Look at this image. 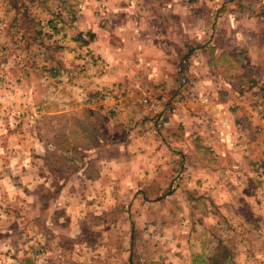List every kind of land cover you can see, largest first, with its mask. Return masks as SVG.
Masks as SVG:
<instances>
[{"label":"rangeland","instance_id":"374dc122","mask_svg":"<svg viewBox=\"0 0 264 264\" xmlns=\"http://www.w3.org/2000/svg\"><path fill=\"white\" fill-rule=\"evenodd\" d=\"M26 1H34L40 9L21 12L25 18L19 21L21 29L29 39L13 46V38L5 37L3 44L6 51L2 47L0 49V264H178L180 249L184 256L199 255V252L204 256L211 251L213 253L218 245L228 252L229 264H264V0H180L197 10L198 15L199 10L203 12L196 25L193 19L186 24L206 30L205 35L195 36V40L190 41V47L184 48L183 52L195 48L197 55L203 51L204 58L210 48L212 67L195 71H189L188 66L187 70L182 69L180 85L168 87L166 91L165 105L172 110L178 104L188 103L181 109L190 106L193 115L202 117L204 126L209 127L206 131L209 136L205 139L207 142L214 141L211 144L220 152L223 163L214 167L218 169L217 173L230 174L235 179L245 174L246 178L242 182L243 188L238 189L242 188L241 192L234 194L229 190L232 194L230 202L217 208V205L220 206L218 200L211 211L214 223L208 228L200 227L191 241L190 223L196 218L203 220L205 209L202 217H195L194 211L188 210L189 198L173 193L178 189L175 182H166L161 186L159 179H154L148 187L140 189L134 186V181L120 180V173L131 175L135 168H141L142 163L139 159L130 158L126 148L118 152L103 148L105 134L113 127L108 122V116L98 112L91 116L83 107L58 115H41L38 111L44 108L41 103L34 99L25 101L23 95L31 86L30 90L37 97L47 89L58 93L65 90L72 97V87L80 96V92L84 91L80 65L98 66L102 69L99 72L105 69L99 58L91 56L87 49L82 51V45L89 40L87 34L72 29L80 12V0H44V6L42 0ZM109 9L106 0H100L94 10L101 26H104ZM39 12L51 15L54 20L51 21L52 27L46 28V31L38 25L40 33L36 34L34 22L28 21L27 17ZM170 19L169 23L174 22L173 25L179 20L176 16ZM163 23L167 22L161 20L150 28L171 37L162 28ZM44 32L47 36L41 37ZM178 38L180 43L174 42L177 48L184 39ZM195 51L185 59L182 54L187 65L189 57L196 55ZM63 54L69 57L65 59ZM62 57L63 60H60ZM68 58H76L78 63L74 68L61 72L56 62L69 61ZM43 60L46 63L52 61L53 71L41 68ZM27 67L28 71L32 70L33 77L29 78ZM23 71L28 75L26 79ZM208 74L216 77L213 85L188 79V75L207 77ZM62 76L68 88L56 79ZM48 83H51L50 87ZM121 92L118 86H114L101 90L104 98L99 97L100 93H85L83 102L96 104V110L108 113L112 118L116 110L111 111L108 107L117 109V102L114 100L113 104H107L106 98L113 93L115 98ZM21 97L23 101L19 99ZM204 97L205 100L202 99ZM98 99L104 100L100 102ZM64 100L63 104H73L71 99ZM257 107L261 109V117ZM50 109L60 110L61 106L52 103ZM13 110H21L23 115L17 118L15 128L3 131L1 123L12 116ZM220 112L236 116L234 126L237 131L228 135L219 134L217 129L221 123L217 120L219 114H223ZM240 116H244L243 123L239 121ZM86 117L94 124L95 135L100 139L99 145L102 144L96 150L97 146L82 145L90 142L80 132V124H86ZM179 120L185 124L183 118ZM189 120L192 119L187 120L188 125L192 123ZM91 124H87L90 129ZM129 129L131 132H128ZM71 132L74 137H70ZM151 134L154 138L149 140ZM224 135L228 136V140L223 138ZM122 136L127 141L133 140V137L147 140L146 144L153 143L154 146L159 142L156 134L147 133L146 126L141 124L135 128L125 125L113 140L119 143L118 139ZM56 139L60 143L67 139L69 150L50 148L53 146L50 141ZM146 149L144 146L141 150L152 154L141 152L142 156L157 154L156 150ZM186 154L182 151L180 156L185 159ZM193 155L195 158L206 157L202 150H197L198 156ZM180 156L176 159H183ZM98 158L103 161L101 166ZM253 158L261 160L258 165L250 164ZM104 160L119 164L124 160V163L120 167L113 163L108 166ZM153 162L149 166L150 173L154 175L158 172ZM107 166L111 173H104L100 181L98 178L93 180L98 169L104 171ZM77 167L78 173L73 174ZM186 170L187 167L182 165L179 172L186 174ZM200 173H204L203 170L198 171ZM229 187L234 189L233 184ZM181 203L185 205L184 209H179ZM180 210L190 213L182 217ZM181 221L186 222L183 229L179 225ZM195 237L198 242L207 243H194Z\"/></svg>","mask_w":264,"mask_h":264},{"label":"crops","instance_id":"0c3cea01","mask_svg":"<svg viewBox=\"0 0 264 264\" xmlns=\"http://www.w3.org/2000/svg\"><path fill=\"white\" fill-rule=\"evenodd\" d=\"M43 1L44 0L41 1L42 5L44 4L42 3ZM99 2L100 0H80V12L78 11V14L76 15L77 22L74 26H72V29L85 32L87 34L89 43L84 42L82 45L84 46V48L82 47V51L83 49H87V52H90L91 56L99 58L103 62L105 69L102 72H99L102 69L97 68L98 66L96 67L94 64L93 67H91L92 65H86V63H84L83 66L80 65V80L84 89V91L82 90V92H80V96H78L77 91L73 89V87L71 90V93L73 94L72 97L68 96L70 92L68 93L65 90L58 93L56 91H51V89H47L48 91L46 90L44 94L38 96L42 99V102L33 90H30L33 88L31 86V88L27 89L23 97H25V101L26 99L31 101L34 99L35 102L37 101V103H41V106L44 107L38 110L41 112V115H58L67 113L66 111H70L71 109L77 110L80 109V107H83L89 111L91 116H95L96 112L108 116V122L113 127H111L110 130H108L109 132L105 134L106 140L104 141L105 143H103V148L116 150L117 152L126 148L128 151L127 154L130 158L136 160L139 159L142 163L141 168H135L131 175H121L120 173L118 175L120 176V180L134 181V186L137 188L140 187V189L142 187H148L154 179H159L161 183L159 184L161 186L166 184V182H175L178 189L173 193L179 197L186 196L189 198L188 210L190 209L191 212L194 211L193 214L195 217H202L201 215L205 209V215L202 217L203 220L200 218H192L194 222L190 223L189 235V241H191L195 235L194 232H196L200 227L208 228L209 225L214 223L212 221L211 211H213V208L217 205L218 200L220 206L217 205V208H222L224 204L230 202L229 197L232 194L229 193V190H231L234 194L241 192L243 188L242 182L246 180L245 174L243 176L240 175L242 177L235 179L230 174L224 175L223 173H217L218 169L214 167L223 163L221 155H219L220 152L211 144L214 143V141L207 142L205 139V136H209V133L206 132L209 127L204 126L202 117L193 115L192 110H190V106L187 109H181L183 105L186 106L188 103L178 104L175 109L172 108V110H169L168 105H165L167 96L166 91L169 90L168 87L180 85L179 82L180 77H182V69L187 70L188 66L189 71H195L200 68L202 70L204 68L207 69V67L211 69L212 67V61L210 60L211 54L209 53L211 50L210 48L208 49V56L205 54L204 58L202 56L203 51L200 53L201 55H197V52L194 50L195 48L188 49L186 52H183L184 48L190 47L189 45L192 40H195V36L201 37L205 35L206 30L197 27L191 28L194 26L193 24H186L187 21L189 22L193 19L194 22L196 21V25L202 11L199 10L200 13L198 15V12H196L197 10L192 9L190 5L187 6V3L180 0H106L110 9L108 10L107 19L104 20V26H101L100 23L98 24L96 12L94 13V10ZM199 3L202 2L199 1ZM194 7H196V3ZM35 9L36 11H40L37 4H34V1L0 0V49L2 47L6 51V47L3 44L5 37H9V39L10 37L13 38V46L20 45L23 40L27 38L29 39V37H27V33L24 34V29H21V23L19 21L20 19L22 21L25 20V18L22 17V13L35 11ZM36 15L34 13L29 14L27 20L33 21L39 26H43V31H46V28L48 27H52L51 21L54 19L51 18V15L47 16L40 12ZM175 16L179 18L178 22L176 21V24L174 25V22L170 24V18L172 17L175 19ZM161 20L167 22L162 24V28L167 30L171 37L164 36L162 31H156L150 28L151 25L154 23L157 24ZM29 33L30 32H28V34ZM41 35V37L47 36L46 32ZM178 36L184 39L181 41V46H178L177 48V45H174V42L180 43V40L178 41ZM31 39L33 40L34 37H31ZM194 51L196 55L194 56L193 54L189 57L190 61L188 60L189 63L187 65L182 57L185 56V59L189 53L191 54ZM65 54H63V56ZM66 56L69 57L68 55H65V59H67ZM60 60H63V57L60 58ZM66 61L68 60H65V62L57 60L56 62L61 72L68 68H74L78 63L76 58H70L68 62ZM42 64L46 66H41L43 69L46 68L48 71L53 69L52 67L54 64L52 61L50 62V60H48L47 63L43 60ZM177 64L180 66L178 69ZM23 72L25 76L24 79H26L28 75H26L25 71ZM28 73L29 78L33 77L32 70L28 71L27 67V74ZM56 79L60 81L59 84L68 88L66 83L63 81L65 79L63 76L56 77ZM188 79L204 83L205 85H213L215 81H217L216 77L210 76L209 74L207 77L188 75ZM47 81L50 82L49 79ZM192 81L187 80V82L191 83ZM48 84V87H50L51 83ZM114 86H118L119 90L122 92L115 98L114 93L113 96H108L106 98L107 104H113L114 100L117 102L116 113L111 116L112 118L109 117L108 113L96 110V104L90 105L87 102H83V100L86 99V97H84L85 93L97 95L98 93H101V90L106 88L112 89ZM96 89H98V91H95ZM23 97L19 99L23 101ZM66 98L71 99L70 101H73V104H63V101H66L64 100ZM98 100L101 102L104 99ZM77 101H79L78 104H75ZM52 103H56L61 106V109L53 111V109H50ZM200 106L201 105H199V107ZM201 110L198 109L197 111ZM220 113L223 114L218 113L220 117L217 121L221 123L220 127L217 129L219 130V134L224 133L228 135L232 131H237V128L234 126V122L237 121L236 116L234 117L226 112ZM180 118L184 119V125L180 122ZM197 118L198 122H196ZM240 118L241 119H239V121L243 123L244 116H240ZM188 119H192L189 120L192 121L190 125H188ZM222 123H224V125L230 124L231 126L225 127ZM137 124L146 126L147 133L150 131L154 132L156 137L159 139V142H156L154 146L153 143H150V145L146 144L147 140L143 141L142 139L134 137L133 140H124L125 136L118 139L119 143L113 140L116 138L115 136L121 132V129L125 125L128 127L133 126L135 128ZM128 132H131V130L129 129ZM143 134L144 133L142 132V135ZM226 135H224L223 138L228 140V136ZM220 136L221 135L217 137ZM151 138H154V135L151 134L150 137H148L149 140ZM203 139L204 142H202ZM99 142L100 139H98L97 144L92 146H97L95 150L102 146V144L99 145ZM139 144L141 146H139ZM242 144L243 143L240 141V145ZM144 146H146V150H156L155 153L157 154L153 157L142 156L141 152H143V154H152V152L149 151H142L141 149ZM50 148L60 149L54 145ZM197 150L205 152L206 157L195 158L193 153L198 156ZM182 151L187 153L185 155V159L180 156ZM177 156H180L183 159H176ZM112 160L104 161L105 163H108V166L113 163L114 166L118 165L120 167L121 164L123 165L124 163V160L121 161L120 164L117 161ZM117 160L119 161L118 158ZM258 161L260 162L261 160L253 158V162H250V164L258 165ZM102 162L103 161H100V158H98L100 166ZM151 162L154 163L153 165L156 166L158 172L154 175L153 173H150L151 168L149 164ZM182 165L187 167V172L186 174L181 175L179 169ZM108 166L104 169V171L98 169L96 174L97 176H95L93 180L98 178L100 181L104 177V173H111V171L108 170ZM229 166L230 165H228V168ZM116 170H118V168H116ZM120 170H123V168ZM202 170L204 173L198 174V171L201 172ZM72 173L77 174L78 167ZM138 173L140 177L137 178ZM108 175L113 176L112 174ZM185 181L188 182L186 183ZM232 184L234 189L229 187ZM239 187H242L241 190H238ZM184 208L185 205L181 203V208L179 209ZM180 211L182 213V217H184L183 214L190 213L185 210ZM185 223L186 222L183 223V221H181L179 224L182 229L184 228ZM212 227H210V229H212ZM198 240L199 239L195 237L194 243H207V241L205 243V241L198 242ZM208 242H210V244L212 243L210 240H208ZM200 253L201 252H199V255L194 253L192 255L187 254V256H184L182 254V250L180 249V256L177 258V263L192 264V262L194 263L195 258V261L200 260V263L198 261L197 263L195 262V264H206V258L211 256L212 251L208 254H204V256Z\"/></svg>","mask_w":264,"mask_h":264},{"label":"trees","instance_id":"16d2710c","mask_svg":"<svg viewBox=\"0 0 264 264\" xmlns=\"http://www.w3.org/2000/svg\"><path fill=\"white\" fill-rule=\"evenodd\" d=\"M33 26L35 28V32L36 34L39 33V27L36 23H33ZM84 120H86V124H80V126H82L80 128V132L83 134V138L84 139H88L90 140V142L88 144H82V145H85L86 147L88 146H93L94 144H97L98 143V139H97V135H95V128H94V124H91L89 120H87V117L84 118ZM87 124H91L92 125V128L90 129ZM85 127H88L85 128ZM73 132L69 133L71 134L70 137H74ZM50 141V140H49ZM58 141V142H56ZM68 140L66 139V141H63V142H59V140H52L50 141L55 147H59L61 148L62 150L64 151H67L69 150V142H67ZM64 143V146L62 147V144ZM50 152H48V155L50 157ZM229 261H230V258H229V254L228 252L221 246L218 245L217 248L214 249L213 253L211 254V256H208L206 258V264H229ZM204 262V261H203ZM200 263V262H199ZM202 263V262H201ZM192 264H195V258H194V263L192 262Z\"/></svg>","mask_w":264,"mask_h":264},{"label":"built area","instance_id":"2783aa9c","mask_svg":"<svg viewBox=\"0 0 264 264\" xmlns=\"http://www.w3.org/2000/svg\"><path fill=\"white\" fill-rule=\"evenodd\" d=\"M100 7H103V4H100ZM81 37L85 38V35L81 34ZM86 40V39H84ZM101 94V93H100ZM99 94V97L104 98V94ZM203 100H205L206 98H202ZM108 109H111V111H115V107L114 106H109ZM258 110V116L261 117L262 113H261V109L259 107L256 108ZM12 116L8 117L5 119V121L3 122V124L1 123V127L3 128V131H6V129H13L16 127L18 120L23 113L21 110H13V112L11 113Z\"/></svg>","mask_w":264,"mask_h":264}]
</instances>
